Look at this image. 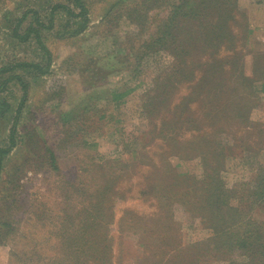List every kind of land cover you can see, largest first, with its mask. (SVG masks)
Segmentation results:
<instances>
[{
  "label": "rangeland",
  "instance_id": "rangeland-1",
  "mask_svg": "<svg viewBox=\"0 0 264 264\" xmlns=\"http://www.w3.org/2000/svg\"><path fill=\"white\" fill-rule=\"evenodd\" d=\"M72 1L0 0V70L22 62L45 66L48 55L35 37L21 42L13 29L30 9L49 24L53 7H74ZM189 1L183 12L186 0H86V16L60 8L58 27L43 37L49 71L36 79L29 72L37 70L19 67L0 76L2 84L18 72L31 83L22 110L17 80L0 91V148L14 146L18 120L15 146L0 167V264H106L102 256L114 264H197L198 258L199 264H255L243 253L209 248L213 210L193 214L180 201L193 202L195 187L205 182L203 159L179 155L172 132L153 120H164L167 110L178 119L183 101L198 109L211 97L199 86L210 80L212 58L230 72L226 109L240 98L234 72L251 79L246 124L234 140L225 137L216 168L227 205L264 223V0ZM162 35L155 49L153 40ZM219 204L227 211L221 198ZM163 209L171 211L164 223ZM122 220L132 226L121 230Z\"/></svg>",
  "mask_w": 264,
  "mask_h": 264
},
{
  "label": "trees",
  "instance_id": "trees-1",
  "mask_svg": "<svg viewBox=\"0 0 264 264\" xmlns=\"http://www.w3.org/2000/svg\"><path fill=\"white\" fill-rule=\"evenodd\" d=\"M72 2H74V7L67 4H56L52 9V16L49 24H45V22L42 20L40 11L30 9L25 12L23 17L18 20L16 26L14 27L13 35L21 42H27L34 36L40 47L48 55L47 64L44 66V62H41L39 64L33 62H22L2 68L0 70V76L3 73L16 71V69H18L19 67H23L25 69H28L29 71L37 70L36 74L35 72H29V75L33 76L36 79H38V75L49 71L52 56L51 52L48 50L43 41V37L45 30L55 29L58 27L59 20L55 19L56 11L62 8L71 16H86L89 13V8L86 4V0H73ZM190 5L191 1H189L188 3L186 0V2L179 5V7L180 9L184 8L182 10L183 12ZM76 8L80 10V13L76 12ZM30 13L33 14V19L28 21V16ZM187 15H189V13L186 14V12H184L182 14V17H187ZM172 20L178 19L175 17ZM26 22H28V26L24 28L23 24ZM164 39L165 37L164 35H162L159 40H153L155 49L160 45V43H163ZM152 52H155V50H153ZM212 62V65L208 66V68H212L211 72L209 73L207 71L210 80L208 82L204 81L199 86L201 89L207 88L208 95L210 94L211 97L205 98V102L201 103L198 109H192L189 106H186L188 100L183 101L180 106L178 105V107H176V109L179 110L178 119L177 116L168 117L169 111L167 110L165 111L166 116L164 120H161V118L159 117L156 119L154 118L153 124H155L157 127L159 126V130L161 131L167 133L170 131L172 132V136L169 141L173 142L174 149L177 148L180 152L182 151L181 154L180 152H178L179 155H181L182 157H193L195 155H200L203 159V165L206 169V179L203 180L205 182L201 184L197 180L195 181V184L197 182L198 184L197 187H195L196 195L193 202H187V200L186 202H184L183 200L180 201L185 205L191 204V207H188V210L193 214H204L207 213L208 209L213 210L212 215L210 216V223L215 231L216 236L215 238L211 239L214 247L209 248L213 250V253L215 250H223L228 255L231 253H243L244 255L250 256L255 264H264V223H258L256 220H254L251 216H249V214H247L245 208L233 207L230 204L227 205L226 188L223 181L219 180V175L217 174L218 168H216L217 164L219 166L224 161L225 148H222V146L224 145L225 137L228 135V138L229 136H231L230 140H234L233 137H235L238 131H236V128L238 129L239 125L246 124L247 118L242 114V111L249 110L251 106L245 104L246 102H244V100L248 99L249 96L245 88H248V84H252L253 82L251 79L247 78L243 74V72L236 70L233 74V77L236 76L237 78H235L238 82L237 85H234V88L240 85L245 89L246 93L242 91L241 87L238 88V90L236 91V96L240 97L238 98V102L233 107H230V109H226V103L228 102L229 98H226L225 94L227 92H231L233 86L229 84L230 82H225L224 77H226L227 75L229 76L230 72L229 74H227L224 71V65L226 62H224L223 60L218 62L217 58H212ZM198 65L199 64H197V66ZM180 71L177 72V74L179 73V76L183 75V72ZM13 79L17 80L24 91V96L20 106V110H22V107L24 106L29 95L31 83L29 80L25 79L22 74L20 75L18 74V72H16L14 75L9 76V78L5 80V82L3 81L2 84H0V91H4L7 88L8 83ZM201 79H204V77H202ZM190 96L191 95H188L187 97L190 98ZM165 100L168 99L165 98ZM168 102H171V100L169 99ZM168 102L164 101L163 104H167ZM204 107L207 109L209 108L208 112L203 111ZM170 118L174 119L172 120ZM17 122L18 120L15 122L12 130V142L14 146V134ZM177 128H179L180 130L182 129V133H180V131L178 132ZM184 133H190V139L187 143L185 140L180 142V138L184 135ZM13 147L8 149L0 148V167L2 165L4 157L11 152V149ZM214 160L216 161V163H213ZM214 190H216L218 193H209ZM184 197L187 198V195L185 194ZM214 198L216 199L214 200ZM220 198L226 205L227 211L225 210L224 213L220 208H218L220 206ZM163 210L166 216L163 215L161 221L164 223L168 218H171V211L166 209ZM216 220H218L217 223ZM169 223L174 226L176 225V223L171 220L169 221ZM131 226V221L122 220L121 225L119 223V228H121V230L123 228H130ZM88 227L92 228V225H89ZM195 248L197 250L198 256L203 254L204 257V253H207L204 252L203 243H199ZM100 251L101 253L103 252L102 246H100ZM213 256L214 254L210 255L208 259H213ZM102 261L106 264H114L112 259L106 260L103 259V256L100 258L101 263ZM200 261L201 258H198V260H196L197 264H199ZM171 263L177 264L174 259Z\"/></svg>",
  "mask_w": 264,
  "mask_h": 264
}]
</instances>
